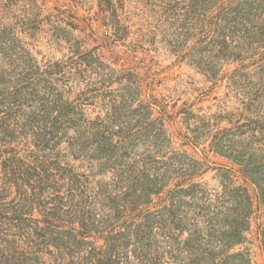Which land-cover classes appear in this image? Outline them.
Returning a JSON list of instances; mask_svg holds the SVG:
<instances>
[{"label":"trees","instance_id":"1","mask_svg":"<svg viewBox=\"0 0 264 264\" xmlns=\"http://www.w3.org/2000/svg\"><path fill=\"white\" fill-rule=\"evenodd\" d=\"M8 1L24 13L0 15V264H253L240 248L264 211V0H155L172 51L214 85L227 78L246 113L221 128L184 108L178 132L142 100L138 73L82 49L65 11ZM45 23L74 56L43 68L15 29ZM205 142L232 164L216 187L206 157L184 148Z\"/></svg>","mask_w":264,"mask_h":264},{"label":"rangeland","instance_id":"2","mask_svg":"<svg viewBox=\"0 0 264 264\" xmlns=\"http://www.w3.org/2000/svg\"><path fill=\"white\" fill-rule=\"evenodd\" d=\"M44 5V14H58L57 8L65 11L62 17L66 22L76 25L74 30L65 24L68 31L85 40L84 50H94L103 55L106 63L113 67L131 69L139 74L143 87L142 100L148 102L151 96L157 100L154 104L156 114L160 109H168V114L176 116L171 125L173 131L178 132L184 127L182 112L187 108L194 115L211 118L222 117L221 128L231 127L234 123L246 122L240 99L229 87L226 78L214 85L206 76L187 60L182 61L178 53L172 51L168 44L167 25L160 16V10L155 0H38ZM8 0H0V15L9 16V21L15 22V16H23L21 9L8 12ZM155 4V5H154ZM118 9V13L114 12ZM8 12V13H6ZM7 14V15H6ZM113 22L121 26L118 36L114 35ZM116 20V21H115ZM15 33L32 55L45 68L48 62L68 61L74 56L65 42L60 45L51 41L50 26L45 23L38 30H24L17 27ZM190 43L189 45H192ZM237 65L226 67L224 72H232ZM72 70L69 66L67 71ZM89 76L93 77L92 74ZM86 80L76 78L73 90L68 94L72 100L85 87ZM122 84L115 82L112 89L118 90ZM87 104L86 111L96 116L101 106ZM102 107V108H101ZM264 111V109H263ZM181 112V113H180ZM179 144L183 139L176 137ZM185 149L195 153L199 158L208 160L209 170L202 180L209 182L211 187L218 185L216 176L218 167L231 165L225 157L211 150L209 143H201L198 147L193 144L184 145ZM205 159V158H204ZM78 164L80 162H77ZM240 181L242 178L240 177ZM264 226V211L257 212L252 222L251 232L247 234V241L240 248L250 255L253 264H264V246L262 227ZM239 250V249H238Z\"/></svg>","mask_w":264,"mask_h":264}]
</instances>
